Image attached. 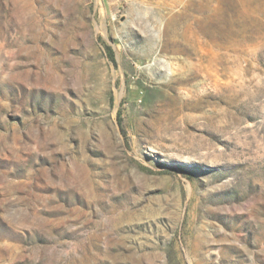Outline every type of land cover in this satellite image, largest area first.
Returning <instances> with one entry per match:
<instances>
[{"label": "rangeland", "instance_id": "obj_1", "mask_svg": "<svg viewBox=\"0 0 264 264\" xmlns=\"http://www.w3.org/2000/svg\"><path fill=\"white\" fill-rule=\"evenodd\" d=\"M0 264H264V0H0Z\"/></svg>", "mask_w": 264, "mask_h": 264}, {"label": "bare ground", "instance_id": "obj_2", "mask_svg": "<svg viewBox=\"0 0 264 264\" xmlns=\"http://www.w3.org/2000/svg\"><path fill=\"white\" fill-rule=\"evenodd\" d=\"M259 239V238H258Z\"/></svg>", "mask_w": 264, "mask_h": 264}]
</instances>
